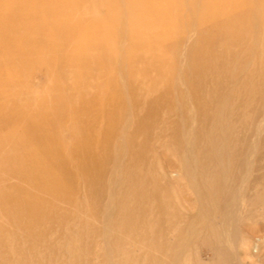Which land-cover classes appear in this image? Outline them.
Segmentation results:
<instances>
[{
	"label": "rangeland",
	"instance_id": "obj_1",
	"mask_svg": "<svg viewBox=\"0 0 264 264\" xmlns=\"http://www.w3.org/2000/svg\"><path fill=\"white\" fill-rule=\"evenodd\" d=\"M190 5L185 0H0V177L4 179L13 168L33 175L34 166L27 163L41 155L39 145L44 139L70 142L72 150L88 141L89 126L102 131L104 137L106 131L113 135L108 153L93 154L98 161L89 167L90 179L74 159L71 168L77 175L57 190L56 197L19 176L7 175L0 181V264H152V258L159 256L149 239L130 258L109 254L105 231L110 229L115 239L127 236L129 227L120 212V198L110 197L114 191L107 182L115 166L124 167L127 162L123 158L127 149L113 147V143L128 144L133 134L138 135L139 150L146 141L148 148L153 147L143 149L148 161L156 163L158 151L168 170H178L183 162V152L175 147L176 122L181 117L175 109L183 110L184 105L183 114L191 117L188 124L194 120L197 125L198 101L193 98L204 94L186 85L188 60L183 46ZM213 7L204 4L201 9L199 5L197 19L200 12L206 14ZM214 22L219 24L220 19L215 17ZM191 35V41L198 37L195 31ZM201 45L209 47L208 43ZM142 84L144 88L150 84L147 92L139 87ZM204 98L209 102L205 94ZM111 100L114 104L107 111L103 107ZM255 100L254 105L261 102L260 97ZM94 103L106 111L104 115L85 114ZM162 118L171 120L163 137L169 147L165 150L159 148L151 131L148 134L139 127L157 125ZM41 121L58 124L60 129L38 134ZM129 123L136 126L127 128ZM210 124L202 122L205 127ZM104 137L97 136L99 149L107 141ZM254 154L239 155L254 164L251 175L243 174V181L238 155H224L223 165L231 167L233 174L229 186L240 191L231 213L224 212L227 200L223 198L217 200L218 208L205 209L185 179L169 185L173 191L167 208L184 215L173 221L181 223L180 231L190 242L183 264H264V148ZM121 176L122 169L115 179ZM27 193L45 201V206L34 203L40 208L38 213L25 207ZM175 231L176 235L179 230Z\"/></svg>",
	"mask_w": 264,
	"mask_h": 264
},
{
	"label": "bare ground",
	"instance_id": "obj_2",
	"mask_svg": "<svg viewBox=\"0 0 264 264\" xmlns=\"http://www.w3.org/2000/svg\"><path fill=\"white\" fill-rule=\"evenodd\" d=\"M185 1L192 5L188 7L191 11L186 21L189 32L186 37L187 41H185L186 46H183V48H186L185 55L188 60L187 74L189 76L186 85L191 90L202 91L209 97V102L205 98L202 99L204 94L193 98L194 101H198L197 107L199 110L196 117L201 113L203 118L194 116L197 125H195L194 120L191 121V124H188L191 117L189 119V115L183 114L184 105L183 110H177L172 106L170 108L171 113L176 110L175 115L181 116L179 123L176 122L178 143L175 147L181 150L184 155L183 162L178 170L166 169V166L162 163V158L158 156V151L155 153L156 163L148 161L149 156L145 150L149 151L153 147L148 148V141H146L143 148L145 150H139V148H136L140 143L137 140L138 135L133 134L128 144H123V142L113 143V147L127 149V153L123 157L127 158V162L124 167L122 164L116 165L115 169L110 172V178L107 182L108 188L110 187V190L114 191L112 195L109 194L110 197L120 198V212L123 213V220L128 224L129 229L127 230V236L119 235L115 239H113L110 229H108L110 232L105 231V247L110 255L118 253L127 255L130 258L142 248V243L149 239V244L159 253V256L152 258V264H183L186 251L190 246V242L185 238L184 233L180 231L181 223L173 221V217L178 215L167 208L171 205V192L173 191V188L169 185L185 179L193 187L198 200L201 201L205 209L218 208L217 200L223 198L225 201L227 200L223 207L224 212H230L237 206L235 198L238 197L240 191H234L229 186L233 174L231 167L223 165L225 162L224 155L231 152L238 155L237 168L240 179L243 181L246 179L243 174L251 175V167L254 164L247 156L242 159L243 157L239 155L247 151L252 156L257 149L264 148L262 137L264 127V0ZM204 4L207 7L214 4V7L211 12L206 9V14L203 11L200 12L197 19L196 9L199 5L201 9L204 8ZM215 17H218V20L220 19V25L217 22L213 23ZM194 31L198 33V37L196 40L191 41V34ZM202 42L208 43L209 47L202 46ZM138 66L141 68V65ZM164 67L167 69L168 65ZM167 71L170 70L167 69ZM211 76L214 78H211ZM144 80L142 79V81ZM159 85L161 86L163 83ZM149 86L150 84L147 87ZM139 87L144 88V85L142 84ZM147 87L144 88V92L149 90H146ZM140 92L142 91L140 90ZM256 97H260L261 102L254 105ZM113 104L114 100L107 101L103 108L107 107L106 110L109 111L108 107ZM202 106L205 107V110H202ZM206 107L209 109L206 110ZM250 107L252 109L248 111ZM102 109L94 103L85 114H92V117L102 116L106 112ZM111 111L112 109H110ZM206 116L208 118H204ZM205 120L211 121L209 127L202 125ZM170 122L171 120L162 118L157 125H141L139 127L148 134L150 131L152 132L153 137L160 144L159 148L168 149L169 147H166L167 144L163 137L168 134L167 130L170 127ZM134 125L136 126V124ZM134 125L129 123L127 128L135 127ZM38 127V134H46L49 129L51 133L60 129V125H51L45 121H41ZM89 127L88 141L86 143L78 142L79 144L75 145L72 150L70 149V142L67 145V142L58 139L54 141L44 139L39 145L41 155L29 158L30 161L27 163V165L33 164V175H24V173H20L19 170L13 168L15 171L10 170L2 177L6 179L8 175V177L16 176L18 178L19 176V178H25L31 185L41 191H48L56 197L58 196L57 190L62 185L72 181L74 175H77L72 171L73 167L71 168L74 159H76L79 167L86 171V178L90 179L92 175L90 168L96 166L98 161L93 154L96 151L99 152V150L108 153L111 147L109 139L113 135L111 132L106 131L107 141L104 142L102 149H99L97 145L100 141L96 142V139L97 136L103 138V132L99 133L95 126ZM155 129H159V131L157 130L154 133ZM203 142H205V145H203ZM66 147H69L70 155L68 156ZM72 152L76 154L74 157ZM81 153H84L85 157L81 156ZM131 166H134V170L130 169ZM200 166L203 167L202 170L197 171V167ZM120 169H122V176L115 179ZM158 169L161 171L160 176L157 175L159 174ZM4 179L0 177L1 182ZM217 183L221 185L217 186ZM115 184L118 185L116 191ZM10 190L13 189L10 188ZM20 192L23 193L24 191ZM34 203H38V207L45 206L43 199L27 193L25 207L31 213H38L40 208H36L37 206ZM177 214L180 218L184 216L181 212ZM173 227L179 230L176 235ZM211 231L215 236H220L215 230L212 229ZM131 236L136 237H134L135 241L129 239L132 238ZM162 255L167 257L169 262ZM137 263H139V260Z\"/></svg>",
	"mask_w": 264,
	"mask_h": 264
}]
</instances>
